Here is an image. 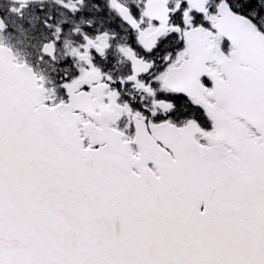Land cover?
Returning a JSON list of instances; mask_svg holds the SVG:
<instances>
[{"label":"snow or ice","instance_id":"snow-or-ice-1","mask_svg":"<svg viewBox=\"0 0 264 264\" xmlns=\"http://www.w3.org/2000/svg\"><path fill=\"white\" fill-rule=\"evenodd\" d=\"M0 264H264V0H0Z\"/></svg>","mask_w":264,"mask_h":264}]
</instances>
